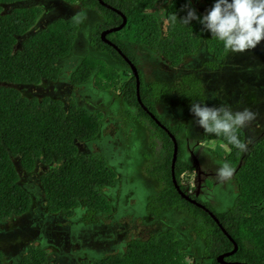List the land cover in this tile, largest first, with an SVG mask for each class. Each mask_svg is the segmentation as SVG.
Listing matches in <instances>:
<instances>
[{
  "label": "trees",
  "instance_id": "1",
  "mask_svg": "<svg viewBox=\"0 0 264 264\" xmlns=\"http://www.w3.org/2000/svg\"><path fill=\"white\" fill-rule=\"evenodd\" d=\"M21 1L25 0H0V222L23 215L31 206L30 194L19 184L20 175L15 163L19 170L28 173L40 161L50 166L39 177L47 211L70 218L77 209L82 210L84 224L93 223L98 214H109L112 210L103 190L114 185L116 172L101 156L79 154L76 141H90L96 137L103 113L99 109L89 111L81 108L73 100L64 108L60 99L27 96L23 87L57 79L58 67L55 63L69 55L79 24L75 20L55 19L26 36L16 48V37L25 35L41 13V9L35 5L14 7L8 12H2L3 5ZM102 1L125 17L121 30L109 33V37L132 63L136 61V55L133 54L131 45L135 44L155 51L170 67L180 64L184 56L195 54L201 44L213 58L204 63L210 69H216L215 60L220 61L226 56L207 32L199 33L200 26L197 23L192 22L190 27L179 21H168L167 18L172 13L178 19L184 15L181 6L185 0H170L167 3L163 11L167 23L163 37L160 36L158 26L160 15L151 10L157 0ZM209 2L212 3V0ZM80 4L96 10L104 18L91 30L89 44L125 64L118 53L98 36L100 29L120 23L121 16L100 5L97 0H80ZM190 6L200 14L192 2ZM92 74L105 80L99 84L102 91L113 89L117 75L113 69H105L100 58L91 55L84 56L79 61L70 74V81L82 84ZM137 75L141 103L167 130L159 129L142 110L136 101L134 76L125 75L119 89L124 103L129 108L137 109L132 119L142 124L140 118H147L151 127L162 133L164 141L156 151L151 148V143L155 140L152 136L148 146L151 152L141 153L150 159H154L158 151L162 150L164 153L161 161L152 165L149 171L151 174L161 171L159 180L164 183V188L152 201L146 203L145 211L153 216L168 210L186 211L193 218L201 219L196 230L204 242L203 253L208 264H221L216 260L217 254L232 249L233 241L236 243V250L224 257L225 261L264 264V138L257 139L243 155L238 149L225 152L220 138L201 134L200 140L205 142L204 152L210 159L216 157L219 161L226 160L231 168H237L233 178H230L232 183H236V191H233L231 203L221 211L215 206L202 203L198 198L192 197L200 205L192 203L181 195L184 191L179 181V175L191 169L185 148L186 139L179 138L184 124L169 125L167 120L157 115L153 102L167 95L172 88L180 90L179 94L188 102L189 98L202 99L200 81L195 75L185 73L180 76L177 85L169 86L161 82L147 84L142 80L139 69ZM168 133L176 140L173 165L176 185L173 184L170 173L173 144ZM239 135L244 140L243 129ZM186 243L171 228L151 234L143 240L129 239L122 251L93 258L90 264H189L192 259L186 253ZM82 262L86 263V260ZM0 264H4L1 251ZM17 264L52 263L42 247L30 244L26 246Z\"/></svg>",
  "mask_w": 264,
  "mask_h": 264
},
{
  "label": "rangeland",
  "instance_id": "2",
  "mask_svg": "<svg viewBox=\"0 0 264 264\" xmlns=\"http://www.w3.org/2000/svg\"><path fill=\"white\" fill-rule=\"evenodd\" d=\"M169 1L157 0L151 9L160 15L158 26L161 37L166 32L167 23L163 11ZM191 2L200 13L211 5L209 0ZM30 5L38 6L41 13L25 35L16 37V48L26 36L58 18L75 20L79 29L69 55L55 63L58 67L57 80H44L36 85L23 86L25 95L60 99L64 108L73 100L77 106L89 111L99 109L103 116L98 134L90 141H76L77 150L79 154L103 157L116 172V176L114 185L103 190L112 207L111 212L98 214L96 222L84 224L82 210L77 209L70 218L47 211L39 177L50 166L37 161L35 169L27 173L19 170L15 163L20 175L19 184L30 194L31 206L23 215L0 222V251L4 264H17L26 246L30 244L42 247L52 264H90L93 258L122 251L129 239L143 240L151 234L171 228L187 242L186 253L192 259L189 264H208V259L203 253L204 242L196 230L201 224V219L193 218L186 211L174 210L153 216L144 209L146 203L152 201L164 188V183L159 180L161 171L152 174L149 172L152 165L161 161L164 153L162 150L156 152L154 159L145 158L141 153L151 152V148L156 151L160 149L164 143L163 136L151 127L147 118H140L143 125L132 119L137 109L134 106V109L129 108L124 103L119 89L125 75L127 77L125 68L112 60L108 54L97 51L88 43L90 29L100 22L98 12L84 9L79 0L68 4L69 7H65L59 0H26L3 5L2 12ZM135 45L133 49L138 56V68L141 69L139 72L144 83L177 85L182 74L191 73L200 81L202 99L207 98L206 103L212 106L226 103L233 110L247 107L255 113L254 119L243 128L246 142L245 149L240 150L243 155L251 148L255 139L264 136V41L250 51L227 54L222 60H215L216 69L204 65L213 58L207 54L203 44L195 54L184 56L182 62L174 67H170L167 61L154 51H147L144 46ZM87 55L100 58L105 69H113L114 74L118 76L113 89L102 91L99 84L105 80L96 74H92L85 83H71V72ZM20 88L22 90V87ZM179 91L172 88L167 95L154 101L153 107L157 115L167 120L169 125L184 124L181 137L201 141L202 130L192 124V117L188 112L189 102L181 97ZM213 93L217 94L215 98L212 97ZM187 132L190 133L188 136L185 135ZM152 136L156 141L151 140ZM151 141L153 143L150 148L148 146ZM212 158L216 162L219 161L216 157ZM191 178L192 172L185 171L180 174L179 181L189 182ZM215 188L217 190L212 191L213 200L215 207L221 211L231 203L236 183H227L224 187L218 185ZM83 260H86V263H83Z\"/></svg>",
  "mask_w": 264,
  "mask_h": 264
},
{
  "label": "clouds",
  "instance_id": "3",
  "mask_svg": "<svg viewBox=\"0 0 264 264\" xmlns=\"http://www.w3.org/2000/svg\"><path fill=\"white\" fill-rule=\"evenodd\" d=\"M190 5L191 0H185L181 6L184 15L178 19L177 15L172 13L168 16V21L171 23L179 21L190 27L192 22L197 23L200 26L199 33L207 32L208 36L219 44L225 55L250 51L264 41V0H212L210 7L200 14H197ZM136 68L138 70V67ZM216 95L213 93L212 97L215 98ZM206 101L207 98L199 100L189 98L188 112L192 117V124L201 129L202 134L220 138L221 147L225 152L232 149L243 151L246 142L241 139L239 133L254 119L255 113L247 107L233 110L226 103L212 106ZM189 134L185 133L186 136ZM262 138L264 137L259 139ZM256 140L252 143L254 144ZM188 143L191 147L196 142ZM192 151H197V148L192 147ZM217 164V177L222 180L228 179L232 174L229 163L222 160Z\"/></svg>",
  "mask_w": 264,
  "mask_h": 264
},
{
  "label": "flooded vegetation",
  "instance_id": "4",
  "mask_svg": "<svg viewBox=\"0 0 264 264\" xmlns=\"http://www.w3.org/2000/svg\"><path fill=\"white\" fill-rule=\"evenodd\" d=\"M61 3H63L65 5V7H69L70 5L68 4H71L72 2H67V1H64V0H59ZM75 1V0H74ZM80 1V0H79ZM105 5H102V6H105L107 8H110L113 10V12H115L116 14H118V10L113 8L112 6H110L108 3L106 2H103ZM82 6V5H81ZM84 7V6H82ZM85 9V7H84ZM87 9H91V8H87ZM84 11V10H83ZM100 21H103V17L100 16ZM121 23V22H120ZM120 23H116L115 25H112V26H107L106 28H102L99 30L98 32V36H99V39H100V33L104 30H107V29H110V28H113V27H116L118 26ZM124 26V25H123ZM122 26V27H123ZM121 27V28H122ZM121 28L119 30H121ZM92 29H90V32H91ZM119 30L117 31H112V32H109V33H114V32H118ZM78 31V30H77ZM89 32V33H90ZM109 33H106L105 34V40L108 42H103L105 43L106 45L112 47L119 55V57H121V59L124 61L125 64H122L119 60H117L116 58H113L111 57L107 52H105L106 54H108L110 56V58L116 62H118L121 66H123L127 72V75H133L132 74V70H131V67H130V64H132L133 66H136L138 67L139 66V63H138V56L134 53V49H133V46L134 45H131V48L133 49V54L136 55V61L134 63H132L130 61V59L123 54V52L121 51V49H119L117 47V45H115V43L110 39L109 37ZM90 35H89V40H88V43L90 41ZM136 46H140V47H143L141 45H135ZM93 47V46H92ZM97 50V49H96ZM147 51H151L153 52V50H150V49H147ZM99 51V50H97ZM101 52V51H100ZM57 63V62H56ZM78 65V64H77ZM139 69V68H138ZM139 71H141V69H139ZM57 80V79H56ZM55 80V81H56ZM54 82V81H53ZM72 83V82H71ZM75 84V83H73ZM256 109V108H255ZM149 111V110H148ZM150 112V111H149ZM165 127V126H164ZM166 128V127H165ZM164 130V129H162ZM264 137V136H263ZM179 138H182L181 136ZM186 139V138H185ZM188 141H195L196 143L193 144L191 147L189 146V143ZM192 147H195L197 148V151L193 152L192 151ZM185 148H186V152H187V159L190 160V168L188 171L192 172L193 174V178H191V180L188 182H180V184L182 185L183 187V191L184 193H182V195H184L187 199L191 200V201H194V203H196L197 205H200V203L196 202L195 199H193L192 197L194 198H198L202 203H207L209 206H215V202L213 200V194H212V191L213 190H217L215 187L217 185H221L222 187H224L227 183H232V180H230V178H233V175H234V171L237 169L236 167L235 168H232V174L231 176L229 177V179H226V180H222V179H219L216 175V168L218 166L217 162L215 160H213V158H209L208 155H205L204 151H205V146L202 144L201 141H197L196 139H186V145H185ZM180 176V175H179ZM209 182V183H208ZM212 189V190H211ZM229 194V193H227ZM205 209V208H204ZM229 250H225L223 252H227ZM223 252L219 253V254H222ZM217 254V255H219ZM229 256V255H228ZM227 257V256H225ZM225 260V258H224Z\"/></svg>",
  "mask_w": 264,
  "mask_h": 264
},
{
  "label": "water",
  "instance_id": "5",
  "mask_svg": "<svg viewBox=\"0 0 264 264\" xmlns=\"http://www.w3.org/2000/svg\"><path fill=\"white\" fill-rule=\"evenodd\" d=\"M100 4L102 5H105L103 3L102 0H97ZM120 16H121V23L116 26V27H113V28H110V29H107V30H104L100 33V39L106 43H108L106 40H105V34L106 33H109V32H112V31H117L119 30L124 24H125V17L124 15L121 13V12H117ZM130 67H131V70H132V74L134 76V80H135V96H136V101L138 102L139 106L142 108V110H144L147 115L150 117V119H152L154 121V123L160 127V129H164L166 130V128L158 121V119L152 114L150 113L147 108L141 103L140 101V98H139V93H138V86H139V80H138V75H137V68L136 66H133L132 64H130ZM167 131V130H166ZM171 141H172V144H173V151H172V155H171V162H170V173H171V177H172V182L174 185L175 184V181H174V178H173V165H174V162H175V158H176V140L174 138L173 135H171L170 133H168ZM177 188V186H175ZM182 195V193H181ZM184 198H186L184 195H182ZM189 200V199H188ZM190 202L194 203V201H191L189 200ZM212 216V215H211ZM214 218V217H213ZM229 237V236H228ZM230 238V237H229ZM232 249H230L229 251L227 252H223L222 254H219L218 256H216V260L217 262L221 263V264H245L243 262H238V261H225L224 260V257L225 256H228V255H231L234 253V251L236 250V243L233 241L232 242Z\"/></svg>",
  "mask_w": 264,
  "mask_h": 264
}]
</instances>
